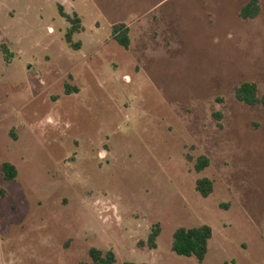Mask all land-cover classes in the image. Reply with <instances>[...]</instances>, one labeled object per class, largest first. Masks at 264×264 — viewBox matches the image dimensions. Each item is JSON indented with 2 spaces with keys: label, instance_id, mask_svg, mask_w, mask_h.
<instances>
[{
  "label": "rangeland",
  "instance_id": "obj_1",
  "mask_svg": "<svg viewBox=\"0 0 264 264\" xmlns=\"http://www.w3.org/2000/svg\"><path fill=\"white\" fill-rule=\"evenodd\" d=\"M249 1L0 0V264H93L92 248L114 264H264V106L235 96L264 93V0L244 20ZM60 8L81 19L79 49ZM201 225L205 260L176 254V229Z\"/></svg>",
  "mask_w": 264,
  "mask_h": 264
},
{
  "label": "trees",
  "instance_id": "obj_2",
  "mask_svg": "<svg viewBox=\"0 0 264 264\" xmlns=\"http://www.w3.org/2000/svg\"><path fill=\"white\" fill-rule=\"evenodd\" d=\"M260 12L259 0H250L245 4L240 12V17L244 20L254 19L258 16ZM60 14L67 18L72 26L67 31L65 38L66 42L73 46L75 49H79L80 44H75L73 42V36L80 32L82 29L81 19L75 14L74 17H71L68 14H65L60 8ZM130 28L125 23H117L113 25L112 28V38L119 45L128 49L131 44L130 39ZM1 37V30H0ZM2 53L4 54L5 60L9 62L12 58V53L7 46L3 43L0 46ZM77 91L76 88L73 89ZM66 94L71 93L70 86H66ZM235 96L238 101L249 105L264 106V93L259 95L258 86L254 82H244L241 85L235 88ZM220 117V114L218 115ZM209 161L206 157H201L196 164V170L202 171L207 167ZM2 173L7 181H12L16 179L18 175L17 168L9 163L5 162L2 164ZM197 191L203 198H207L213 192V184L207 178H203L197 181L196 185ZM160 235V226L159 224L152 230V233L149 236L148 244L151 248H156L157 238ZM213 236V229L209 225H201L197 227H179L173 234V243L172 250L181 256L185 257H195L199 262H203L208 254L209 250V241ZM90 255L93 259V264H114L116 262V256L113 251H108L107 253L102 252L101 250L92 248L90 250ZM125 264H149V263H134L126 262Z\"/></svg>",
  "mask_w": 264,
  "mask_h": 264
}]
</instances>
